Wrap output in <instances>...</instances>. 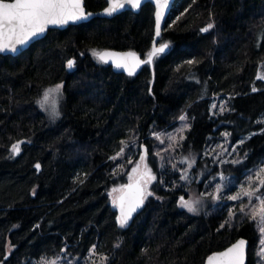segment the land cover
Listing matches in <instances>:
<instances>
[{"label":"trees","instance_id":"obj_1","mask_svg":"<svg viewBox=\"0 0 264 264\" xmlns=\"http://www.w3.org/2000/svg\"><path fill=\"white\" fill-rule=\"evenodd\" d=\"M106 5L85 0L88 11ZM154 13L148 3L138 14L50 30L16 57L0 55V264H91L93 245L96 264H205L240 237L250 242L248 264H264L257 200L264 187L254 191L264 168V122L258 123L264 80L257 79L264 65V0H176L156 45L168 47L137 75L118 73L93 55L135 51L146 59ZM209 23L214 27L201 31ZM57 84L64 101L54 118L40 101ZM222 104L231 111L221 113ZM181 115L191 123L181 152L208 153L222 140L234 147L227 161L209 163L206 182H194L213 194L217 174L230 178L220 199L209 194L199 213L180 207L189 194L181 163L163 158L156 138L177 127ZM21 140L26 143L13 156L11 146ZM145 148L156 177L153 195L122 228L110 191L127 185ZM250 181L251 198L226 199Z\"/></svg>","mask_w":264,"mask_h":264},{"label":"snow or ice","instance_id":"obj_2","mask_svg":"<svg viewBox=\"0 0 264 264\" xmlns=\"http://www.w3.org/2000/svg\"><path fill=\"white\" fill-rule=\"evenodd\" d=\"M143 0H109V6L105 8L104 14L113 15V13L117 12L119 9H123L126 5L131 6L132 8H140ZM155 3V17H156V27L155 34L158 37L161 31V20L163 19L164 12L168 8L169 0H154ZM91 13H86L83 6V0H0V53L3 52H17L20 46L26 45L30 40L34 37L44 34L50 26H64L69 24L70 22H76L81 19H86L90 16ZM214 25L209 23L206 27L202 28L201 31L208 32ZM168 47L166 43H161L159 46L153 44L151 51L147 53L146 59H140V57L133 52L124 53V54H114L108 52H98L93 51V55L101 62L108 63L109 59L113 57H117L114 61L115 66L117 68H124L127 70L129 75H134L136 68H138L141 64H151L153 57L158 55L159 53H163L165 49ZM75 61L69 60L67 62V67L72 68L74 66ZM189 64H194L196 61L189 60L187 61ZM257 79L264 80V75H258ZM63 88L62 84H57L55 88L47 89L43 94V99L40 101L41 107L47 106L50 108V114L55 118L59 116V108L56 101H53L49 104L50 97L55 94L59 96L61 94V89ZM252 91L255 92L257 89L255 87L252 88ZM212 109H217L216 104L211 105ZM219 111L221 113L225 111H231V109H227L223 104L220 105ZM180 120H186L187 117L181 115L179 117ZM264 122V121H258ZM184 131V128H181V132ZM225 136L230 135V133H225ZM157 139H160V136L157 135ZM169 139L175 141V137H169ZM181 139H184L181 136ZM26 143L21 140L18 141L11 146V154L13 156L20 155L21 145ZM163 143V141H161ZM243 143V140L240 141ZM121 144L126 143L121 141ZM123 154V149L117 153V156ZM158 154V153H157ZM147 156V149H145V154L140 157L141 161H144ZM117 157H112V159H116ZM237 161H232V163H236ZM139 164L137 165V168ZM37 170L40 169V164L37 163L35 165ZM137 168H133L132 171L136 172ZM146 175L148 179L154 180L156 177L151 174V169L147 168L145 165ZM264 168H261L259 172L256 174V179L259 180V186L254 189L255 192H259L261 187H264ZM79 179V177L77 178ZM131 180V176H129ZM144 179V177H141ZM223 179V177H221ZM147 181L145 180V185ZM249 188H251V181L249 182ZM125 189H129L124 195L119 197L118 203L117 200H113V204L118 206L120 209V215L118 217L120 227L127 226L129 220L132 218V213L136 210V208L140 207L143 204V200L145 196L153 195L152 192L146 191V187L141 186L139 182L135 185L134 191L133 185L128 184L124 185L121 188H113L112 192H124ZM221 192V188L219 186L216 187V194L213 195L214 199H220L218 195ZM35 190H33V194ZM241 193L243 195L252 197L253 191L245 188L241 189ZM111 195V193H110ZM226 199L230 200H239L241 199V195L238 193L234 196H227ZM257 200L259 201V214H260V231L264 233V197L257 196ZM196 203L191 200H185L183 197L180 198V205L186 208L190 212H196ZM240 212H244V206L240 207ZM234 211L230 213L229 219L225 221V224H230L231 220L234 218ZM257 212L255 208L252 211V219H255ZM224 227V225H221ZM264 244V240L261 241ZM246 241L239 240L231 247L227 248L225 251L214 254L208 258V264H244V247ZM119 244H116L115 247L119 248ZM62 251L66 252V249ZM90 255L88 257L91 264H96V261L92 259L93 256L98 255L96 251V246L89 250ZM62 259H66L63 257ZM102 261H107V256H101ZM41 264H58L57 261H42ZM68 264H72L69 260Z\"/></svg>","mask_w":264,"mask_h":264},{"label":"rangeland","instance_id":"obj_3","mask_svg":"<svg viewBox=\"0 0 264 264\" xmlns=\"http://www.w3.org/2000/svg\"><path fill=\"white\" fill-rule=\"evenodd\" d=\"M261 75H264V65L261 67ZM51 88H55L51 87ZM43 99V98H42ZM53 101H56L58 104V108H59V113L60 110L62 109L63 106V101H64V97H63V88L61 89V94L59 96L53 94L50 97L49 100V104H51ZM45 108L50 112V108H48L47 106H45ZM187 119L186 120H181V122L179 123V125L175 128H173L171 131H168V133L162 134L160 137V140L163 141L162 145V152L161 155L163 158H170L172 159V161H179L181 163V171H182V175H183V179L184 181L188 184V196L184 197L185 200H191L196 203V208L197 211L196 212H190L188 211L186 208L182 207L180 205V207L182 209L187 210L190 213H199L200 211H202V209H204L205 207V203H206V196H208L210 193L207 192H200L196 189V187L194 186V182H206L210 176L211 173V165H209L210 162H218L219 164H222V162L227 161L229 159V156L231 155V153L233 152V148L231 150H229L227 148V143L224 140H222L220 142V144H216L215 146H213V148L211 149L210 152L206 153L204 151L202 152H198V151H194V150H186L184 152H181V143H183L182 141L186 138V131L190 128V119L188 116H186ZM181 128H184V131L181 132ZM175 137V141L169 139V137ZM181 136L184 137V139H181ZM146 149V148H145ZM145 149L143 150V153L141 156H143L145 154ZM210 158L211 161H209L208 159ZM139 164V167L137 168V165ZM145 165H147L148 169H151V174L153 176H155V174L152 171V168L149 164V154L147 152V156L145 158L144 161H141L140 158L138 159L137 163L132 167L133 168H137L136 172H133L132 169L129 173V176H131V180L129 179V182L127 184L130 183H136L139 182L141 184V186L146 187V191L149 192V187L150 184L154 181L151 179H148L147 175H146V169H145ZM141 177H144V179H141ZM221 177H223V179H221ZM215 177H213L211 175V179H214ZM217 178L219 179L218 184H216L217 186H219L222 189H224V187H227V184H229V176L225 175V174H217ZM145 180L147 181L146 185H145ZM124 186V185H122ZM122 186H118V187H114V188H121ZM245 188L248 190H252L249 188V183L247 182V184L242 185L241 188L237 189L235 192H230L229 196H234L237 195L238 193L241 195V197H247L249 199L248 196L243 195V193H241V189ZM113 189V188H112ZM112 189L110 191L111 193V199L112 202L113 200H118V197L123 193L120 191L117 192H112ZM213 194H216V190ZM255 194V192L253 193V195ZM219 195V194H218ZM252 195V196H253ZM147 197V195L145 196V198ZM144 198V199H145ZM213 198V196H212ZM214 199V198H213ZM214 200H218V199H214ZM237 201V200H235ZM115 207H117L116 205H114ZM262 235V240H264V233L261 234ZM261 244V248H260V257H262V260H264V244ZM51 261H57V260H51ZM58 262V261H57Z\"/></svg>","mask_w":264,"mask_h":264},{"label":"water","instance_id":"obj_4","mask_svg":"<svg viewBox=\"0 0 264 264\" xmlns=\"http://www.w3.org/2000/svg\"><path fill=\"white\" fill-rule=\"evenodd\" d=\"M107 2V5L105 8H107L109 6V0H106ZM176 0H169V4H168V8L165 10L164 12V16H163V19L161 20V31H160V35L157 37L156 34H155V37H154V43L156 45L159 44L161 38H162V35H163V30H164V27L167 23V20L171 14V11L173 9V6L175 4ZM152 4L155 8V3H154V0H143L142 4H141V7L140 8H132L131 6L129 5H126L123 9H119L117 12L113 13V15L109 16V15H106L104 14V9L100 10V11H88L87 8L85 7V0H83V6H84V10L86 13H91L90 16H88L86 19H81V20H78L76 22H70L69 24L67 25H64V26H50L48 28V30L42 34V35H39L37 37H34L32 40H30L26 45L24 46H20L19 47V50L15 53L13 52H3V53H0V55H4V56H7V55H11V56H18L20 54H22L23 52L27 51L34 43L44 39L47 34L49 33L50 30H53V29H57V30H65L67 29L69 26H76V25H80L82 23H86V22H89L95 18H106V19H112L114 17H116L117 15H120L124 12H133L135 14H138L140 13L142 7L146 4ZM155 11H156V8H155ZM154 17H155V13H154ZM155 27H156V17H155ZM103 52H108V53H114V54H124V53H129V52H133V53H136L140 59L143 60L142 56H140L137 52L135 51H117V50H105ZM117 59V57H113L111 59H109L108 61V64H110L113 69L118 72V73H125V74H128L127 70H125L124 68H117L115 66V60ZM144 64H141L138 68H136L135 70V74L134 75H137L141 72L142 68H143ZM129 75V74H128ZM259 80V79H258ZM131 185H133V190L134 191V188H135V185L137 184L136 183H130ZM128 185V184H127ZM127 192H129V189H125L124 192L121 194V195H124L126 194ZM120 195V196H121ZM119 196V197H120ZM119 197H118V200H119ZM118 200H117V203H118ZM143 203H144V200H143ZM143 204L136 208V210L132 213V217L138 212L140 211V209L142 208ZM117 209H118V213L120 215V209L119 207L117 206ZM239 240H244L246 241V244H245V247H244V264H248V255H249V248H250V242H249V239L245 238V237H240L238 238L235 242H233L231 245H229L228 247H226L225 249L221 250V251H216L214 253H212L211 255H209L205 261V264H208V258L214 254H217V253H220V252H223L225 251L227 248L231 247L233 244H235L237 241Z\"/></svg>","mask_w":264,"mask_h":264}]
</instances>
